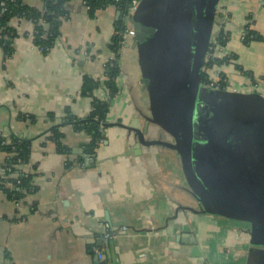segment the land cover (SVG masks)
I'll use <instances>...</instances> for the list:
<instances>
[{"label":"crops","instance_id":"0c3cea01","mask_svg":"<svg viewBox=\"0 0 264 264\" xmlns=\"http://www.w3.org/2000/svg\"><path fill=\"white\" fill-rule=\"evenodd\" d=\"M188 1L191 6V0L182 5ZM23 2L41 6L40 0ZM65 8L68 16L47 54L33 44L32 24L17 18L10 22L17 33L11 55L4 58L0 49V138L30 140L29 160L18 167L35 187L17 200L0 187V264H264V249L250 243L248 223L203 212L174 149H135L136 132L122 125H139L147 141L173 137L144 85L134 37L118 56L115 93L104 84L118 9L109 5L90 16L79 0ZM165 8L167 16L175 13ZM220 27L229 35L218 55L234 56L221 67L225 90L264 96V0H219L212 34ZM246 30L263 38L243 41ZM84 75L100 82L92 96L81 94ZM92 97L108 100L109 107L104 139L86 159L79 145H91L90 135L63 119L67 111L85 117ZM54 127L70 154L56 150ZM258 128L263 147L264 129ZM6 156L0 148V164ZM105 230L113 237H102ZM94 247L104 260L97 262Z\"/></svg>","mask_w":264,"mask_h":264},{"label":"water","instance_id":"95a60500","mask_svg":"<svg viewBox=\"0 0 264 264\" xmlns=\"http://www.w3.org/2000/svg\"><path fill=\"white\" fill-rule=\"evenodd\" d=\"M156 1L161 4L162 16L158 9V15L154 13ZM218 2L219 0H191V6L188 1L189 4L178 7L171 16L166 14L165 0L139 2L131 16V26L135 31L143 82L152 103L159 105L164 111H161L164 116L158 120L164 121L163 127L173 137V141H147L146 130L140 129L139 125L122 126L136 132V150H140L141 145L155 144L174 149L179 155L185 183L201 204L203 212L248 223L250 243L264 249V182L258 185L262 189L260 192L254 189L256 197L250 188L256 187L255 183L258 181H245L251 193L247 197L238 188L241 179L237 182L230 178L231 170L236 169H229L230 172L225 169L224 173L220 169L216 173L208 169L213 160L209 156L213 143L220 148L219 145L223 144L221 140L236 125L252 122L256 127L264 129V96L257 92L213 90L211 96L216 101L207 127L212 141L206 153L200 152L196 156L193 151V115ZM118 14L123 19L124 13L118 10ZM152 14H155L157 20ZM204 131L207 132L206 129ZM79 148L86 159L94 154V147L88 143L80 144ZM199 169H203L208 175L211 173L210 182L201 177ZM217 175L219 176L215 177ZM253 183L254 186H251ZM107 252L109 255V251ZM95 259L98 262L97 255Z\"/></svg>","mask_w":264,"mask_h":264},{"label":"trees","instance_id":"16d2710c","mask_svg":"<svg viewBox=\"0 0 264 264\" xmlns=\"http://www.w3.org/2000/svg\"><path fill=\"white\" fill-rule=\"evenodd\" d=\"M40 1L41 6L34 7L25 4L23 0H0V49L2 50L4 58L11 55L13 49V39L17 36L15 29L10 24L13 18L28 20L32 24V31L30 34L32 42L43 54H47L54 45L60 34L59 27L61 20L62 18L68 16V11L65 6L71 0ZM84 1L90 16H93L97 10L105 8L109 5H114L119 11H122L125 14L127 5L131 2V0ZM125 29L126 25L122 19L118 20L114 25V31L109 47L113 53L116 54V58L119 56L117 53L120 47V41L123 39ZM245 33L247 34L244 35V38L242 39L243 41H248L249 38L252 37L259 39L263 38L262 35L253 30H246ZM228 35V32L220 27L217 32L212 34L207 52H211L216 46L221 49V47L225 45ZM232 58H234L233 55L227 54L209 58L207 63H204L200 83L207 85L213 79L214 72L218 70L216 84L220 85V87H227L225 74L223 73L221 67L231 62ZM104 70L106 74L104 84L107 86L110 95H113L116 91L114 79L119 72L118 62L115 60H109L106 62ZM99 83L100 82L98 80H94L91 77L84 75L81 83V94L92 96L93 90L99 86ZM108 107V100H100L96 97H92L90 111L85 117L79 118L67 111L64 116L63 123L71 125L75 130H83L89 134L91 138V145L95 147L104 139L103 131L106 123ZM50 132L52 133L51 138L55 142L56 150L63 154H70V149L62 142L63 133L57 129V127L52 128ZM30 145V140L20 138L15 135L8 139L0 138V148L7 153V156L2 163L4 166L3 168H10V171H5L3 174L5 177H0V187L10 199L17 200L24 194L33 193L35 190V187L29 180V176L21 172L18 167L19 165L28 162ZM18 160L20 162H18ZM66 164L69 166L72 164V161L67 160ZM14 173H16L15 177L12 175ZM17 180H19L18 185L16 184ZM6 182L10 184L9 187L5 186Z\"/></svg>","mask_w":264,"mask_h":264},{"label":"rangeland","instance_id":"374dc122","mask_svg":"<svg viewBox=\"0 0 264 264\" xmlns=\"http://www.w3.org/2000/svg\"><path fill=\"white\" fill-rule=\"evenodd\" d=\"M189 45H191L190 36L188 38V46ZM205 89V87H200L198 94V102L196 103L193 115V137H196L197 139L204 137V130H208L207 127L208 124L211 122L212 118L211 112L208 111L209 106H212V101L208 102L209 96L208 94H206L207 89ZM259 132V128L256 127V125L252 124V122L238 124L228 132L225 138L221 140L223 144L219 145L221 146L220 148H217V146H213L209 150L211 152V159H213V162L211 163L212 171L213 167L215 169H220L219 171H221V173H224L225 169L228 171L229 169H238L240 171L239 173L237 172V175H241L240 177H242L241 184H239L240 186L238 188L241 191H244L242 192V194L247 195V197L251 196V193L249 191L250 187H247L245 184V181H248L247 177L251 176L254 180L258 181L255 183L256 187L250 188L252 192H254V195L256 197L257 194L254 189L256 188L260 192L262 189H260L261 186L258 185L264 182V146L262 147V138L260 136V139L256 138L257 135H260ZM208 134L209 132L207 131L205 137L209 140L208 142L210 145L211 138ZM261 134L263 137L264 135L262 131ZM244 135L251 141H248L246 137H244ZM249 142H252V145H249ZM193 145H195V143ZM195 146L193 147L194 155H200L196 152H202L201 154L204 153L205 150H201V145ZM208 147L206 146V149ZM242 151L246 153V155L243 154V157L240 154L242 153ZM219 154H221V156H219ZM250 167L255 169H250ZM258 167L259 169H257ZM248 168L253 171L254 175H250V172H247ZM249 182L250 181H248V183ZM251 186H254V183Z\"/></svg>","mask_w":264,"mask_h":264},{"label":"built area","instance_id":"2783aa9c","mask_svg":"<svg viewBox=\"0 0 264 264\" xmlns=\"http://www.w3.org/2000/svg\"><path fill=\"white\" fill-rule=\"evenodd\" d=\"M84 6H85V1L84 0H79ZM116 1H120V0H116ZM141 0H131V2L127 5V8H126V13L123 15V21L126 25V29L123 33V39L122 41H120V47H119V50H118V53L117 54H120V51L121 49L124 47L125 43H126V39L128 38H133L134 35H135V31L134 29L132 28V26L130 25L131 24V16L134 12V10L136 9V7L138 6L139 2ZM86 7V6H85ZM128 23H130L128 25ZM241 38L243 39L244 36L242 35ZM218 51H220V49L216 46L212 49L211 52H207L206 54V57H205V63H207V60L209 58H213V57H216L218 55ZM111 60H115L118 62V57L116 58V54L113 53L112 57H111ZM211 66V65H210ZM209 66V67H210ZM217 74L218 72H214V76H213V79L206 85L209 89H212V90H225V89H228V87H220V85L216 84V77H217ZM4 143V142H2ZM18 162H20L18 160ZM4 166L2 164H0V177H5V175H3L5 173V171H10V168L9 167H6V168H3ZM14 177L16 176V173L12 174ZM16 184L18 185L19 184V180L16 181ZM122 229V230H121ZM120 230L121 231H124L125 227H122ZM113 231H104L103 232V235L102 237H104L105 239H110L113 237ZM94 250L96 252V255L99 259V261H102L104 260V254L103 252L94 247Z\"/></svg>","mask_w":264,"mask_h":264},{"label":"flooded vegetation","instance_id":"af4514ba","mask_svg":"<svg viewBox=\"0 0 264 264\" xmlns=\"http://www.w3.org/2000/svg\"><path fill=\"white\" fill-rule=\"evenodd\" d=\"M184 0H180L179 1V4H178V1L177 0H165V2H166V5H169V7H170V9L172 10V12H174L178 7H180L181 5H182V2H183ZM157 3L155 4V14L156 15H158V11H157V9L159 10V13H160V15L162 16V7H161V4L159 3V1H156ZM171 12V13H172ZM152 13H153V10H152ZM176 13V12H175ZM175 13H173V14H175ZM155 14H152V16L154 17L155 16ZM172 14V15H173ZM155 18H156V16H155ZM156 20H157V18H156ZM161 22V20H159V23ZM153 62H155V59H153L152 60ZM200 87H205L206 89V94H208V96H209V99H208V102L209 101H212V106H209V109H208V111L209 112H211V109L214 107V104H215V101L216 100H214L213 98H212V96H211V92L213 91L212 89H209L206 85H203V84H201L200 85ZM198 99V98H197ZM198 102V100L196 101V103ZM209 105V104H208ZM205 133H207V132H205ZM206 136V134L204 135V137L203 138H200V139H197L196 137H194V140H193V144L195 143V145H201V150H205L204 151V153H206V146L208 147V145H209V140L205 137ZM211 138V137H210ZM212 141V140H211ZM210 141V142H211ZM195 145H193V147L195 146ZM213 146H216L215 145V143H213ZM196 147V146H195ZM196 149V148H195ZM193 151H194V148H193ZM200 151V150H199ZM196 153H200V152H196ZM241 155H242V157H243V152L242 153H240ZM209 156L211 157V152H210V154H209ZM219 156H221V154H219ZM212 157H213V155H212ZM213 162V160L211 161V163ZM199 164H200V162H199ZM212 167L210 166L209 167V165H208V169H211ZM249 169V168H248ZM250 169H252L251 167H250ZM199 171H200V174H201V177H203L204 179H206V180H208L209 182H210V180L212 179V176L209 174H207V173H205V171L203 170V169H199ZM213 171H215V173H216V171H217V169H215L214 167H213ZM233 170H231V173H230V178L233 180V181H240V179L242 178V177H240L241 175H237V172L239 173L240 171L238 170V169H236V170H234L233 172H235V173H233L232 172ZM215 173H213L214 175H215ZM219 175H217V176H215V177H218ZM210 178V179H209ZM244 178V177H243ZM221 179V178H220ZM245 179V178H244ZM203 182V181H202ZM223 197V196H222Z\"/></svg>","mask_w":264,"mask_h":264}]
</instances>
